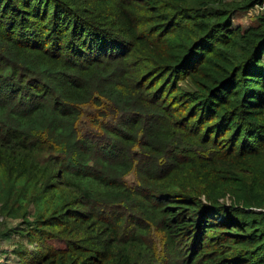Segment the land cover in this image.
I'll use <instances>...</instances> for the list:
<instances>
[{
  "label": "trees",
  "instance_id": "obj_1",
  "mask_svg": "<svg viewBox=\"0 0 264 264\" xmlns=\"http://www.w3.org/2000/svg\"><path fill=\"white\" fill-rule=\"evenodd\" d=\"M262 5L0 0L16 264H264Z\"/></svg>",
  "mask_w": 264,
  "mask_h": 264
},
{
  "label": "rangeland",
  "instance_id": "obj_2",
  "mask_svg": "<svg viewBox=\"0 0 264 264\" xmlns=\"http://www.w3.org/2000/svg\"><path fill=\"white\" fill-rule=\"evenodd\" d=\"M232 1V0H227ZM264 14V6L255 7L247 12L235 15L233 26L245 29L254 25L257 15ZM264 64V59H263ZM20 220L5 219L0 213V264H16L17 259L12 255V250L17 246H29L26 240L21 236ZM51 245L59 246L57 242ZM32 249V246H30ZM29 247V248H30Z\"/></svg>",
  "mask_w": 264,
  "mask_h": 264
}]
</instances>
